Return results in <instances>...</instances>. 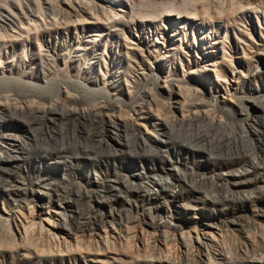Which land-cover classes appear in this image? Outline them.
Returning a JSON list of instances; mask_svg holds the SVG:
<instances>
[{
	"label": "rangeland",
	"instance_id": "1",
	"mask_svg": "<svg viewBox=\"0 0 264 264\" xmlns=\"http://www.w3.org/2000/svg\"><path fill=\"white\" fill-rule=\"evenodd\" d=\"M107 1L0 0V264H264V0Z\"/></svg>",
	"mask_w": 264,
	"mask_h": 264
},
{
	"label": "bare ground",
	"instance_id": "2",
	"mask_svg": "<svg viewBox=\"0 0 264 264\" xmlns=\"http://www.w3.org/2000/svg\"><path fill=\"white\" fill-rule=\"evenodd\" d=\"M117 0H108L107 2L110 4L108 5V7L110 8L109 9V12L110 10H113V17H112V20H115L117 18H120L121 17V11H125V9L123 8V5H119V7L117 8L116 6H118ZM119 10V11H115V9ZM106 12V11H105ZM25 13V12H24ZM111 14V13H110ZM165 14H168V13H165ZM123 15V14H122ZM110 17V15H109ZM181 16L179 15L178 18H180ZM51 18H54V17H51ZM194 18V17H193ZM192 18V19H193ZM55 19V18H54ZM60 19V18H59ZM97 19V18H96ZM197 20V18H195ZM30 20V19H29ZM41 20V19H40ZM44 20V19H43ZM94 20V19H93ZM119 20V19H118ZM31 21V20H30ZM30 21H29V24H30ZM52 21V19H51ZM55 21V20H54ZM98 21V20H97ZM121 21V20H120ZM189 21V20H188ZM32 22V21H31ZM79 22V21H78ZM84 22V21H83ZM94 22V21H93ZM109 22H111L109 20ZM33 23V22H32ZM115 23V22H114ZM22 24V22H21ZM20 24V25H21ZM27 24V23H26ZM64 24V23H63ZM36 25V24H35ZM47 25V24H46ZM52 25V24H51ZM23 26V25H22ZM30 25L26 26L25 25V31H28L30 30L29 28L27 29L26 27H29ZM34 26V25H33ZM14 27V26H13ZM20 27V26H19ZM38 27V26H37ZM36 27V28H37ZM35 28V29H36ZM32 29V28H31ZM34 30V29H33ZM32 31V30H31ZM29 31V32H31ZM18 32V31H17ZM33 32V31H32ZM15 33V32H14ZM25 33V32H23ZM102 33V32H101ZM21 34V33H20ZM29 34V33H28ZM37 34V33H36ZM5 35V34H4ZM10 35V34H9ZM12 35V34H11ZM10 35V36H11ZM13 36V35H12ZM11 36V37H12ZM17 36V35H16ZM15 36V37H16ZM23 36V35H22ZM28 36V35H27ZM19 37V35H18ZM17 38V37H16ZM20 38V37H19ZM13 39V38H12ZM11 39V40H12ZM18 39V38H17ZM21 39V38H20ZM23 39V38H22ZM14 40V39H13ZM19 40V39H18ZM44 107V106H43ZM0 118H4L3 114L1 115V112H3V108L4 107H0ZM24 108V106H23ZM45 108V107H44ZM43 108V109H44ZM47 108V107H46ZM41 110V109H39ZM74 110V109H73ZM64 111V110H62ZM57 108H50L49 110L45 111V115L44 116H53L52 118L53 119H56V115H57ZM65 112V111H64ZM85 113V112H84ZM94 116H97L95 117L94 119H96L95 121H98L100 123L99 125V129H98V133L95 135V136H101V134H105L108 138H110L112 141H116V143L118 142L119 144H126L125 141L123 140V138L121 136H119L117 134V127L119 126L120 122L118 123V121L120 120H114L113 118L109 117V118H103L101 117L100 115H97L98 112L96 111H93L92 112ZM40 114V113H39ZM56 114V115H55ZM5 115V114H4ZM38 115V114H37ZM33 116V115H32ZM40 116V119H41V115ZM43 116V115H42ZM64 117V116H63ZM61 117V118H63ZM71 117V116H70ZM85 117V116H84ZM87 117V116H86ZM39 118V117H38ZM89 118V117H88ZM2 119L0 121H2ZM78 119V117L76 118ZM94 119L92 118V120L94 121ZM5 120V119H4ZM71 120V119H70ZM82 120V118H81ZM85 120V119H84ZM44 121V120H43ZM55 121V120H53ZM68 121V119H67ZM74 121V120H73ZM62 122V121H61ZM66 122V121H65ZM77 122V121H76ZM92 122V121H91ZM68 123V122H67ZM84 123V122H83ZM94 124V122H92ZM58 124V122H57ZM49 125V124H48ZM98 125V124H97ZM50 126V125H49ZM148 128V127H147ZM94 129H97L94 128ZM93 132V131H92ZM102 132V133H100ZM94 133V132H93ZM100 133V134H99ZM153 137H156L155 135ZM147 138V137H146ZM156 141H159L158 138L156 137L155 138ZM147 143V142H146ZM23 144V137L20 135V134H17V133H9V132H6L2 135L1 137V141H0V174L1 175H4V176H8L10 177V173L12 171V167H17L16 165L20 163L21 160H23L25 157H23V153L22 151L19 149ZM114 145V144H113ZM117 147V146H115ZM118 149V148H117ZM24 151V150H23ZM12 178V177H11ZM8 180V178H7ZM13 180V179H12ZM6 182V181H5ZM8 182V181H7ZM7 184L8 188L11 190L13 189L12 187H10V183H4V185ZM14 184V183H13ZM114 185V184H113ZM167 184L164 183V182H161L159 180H155V178H153L151 180V184H150V187L148 186H142V185H139V186H136V185H130L127 187V191L129 190H142V191H147V192H150L151 190H159V189H163ZM111 186V185H110ZM18 187V186H17ZM7 188V187H6ZM8 189V190H9ZM112 189L115 191V190H118L119 188L115 186H112ZM123 191V189H121ZM121 192V191H120ZM42 194L44 195H47L46 192H41ZM106 197V196H105ZM23 215V214H22ZM73 215V214H72ZM84 215V214H83ZM26 216V215H25ZM75 216V215H74ZM20 218V217H19ZM28 218V217H27ZM33 219V217H32ZM32 219H28V221H23L22 220V227L24 228V230L27 231V228L28 226H26V222H31ZM38 221V220H37ZM32 223H35V225L39 226L43 229H46V226H45V223L41 222L40 224L37 223V222H33ZM34 225V226H35ZM56 227H58L60 229L61 232L65 233L64 231H68V233H72V228L70 227L69 223H68V219L65 218V221L63 223H57V224H54ZM38 229V227L36 228ZM50 232L52 231L51 228H49ZM29 231V230H28ZM56 232V231H54ZM53 233V232H52ZM58 233V231H57ZM25 234V233H24ZM26 235V234H25ZM27 236V235H26ZM57 237V236H56ZM59 237V236H58ZM25 239V238H24ZM66 239V237H65ZM63 241V240H61ZM61 241L59 242V244L61 245ZM59 245V247H60ZM58 247V248H59Z\"/></svg>",
	"mask_w": 264,
	"mask_h": 264
},
{
	"label": "built area",
	"instance_id": "3",
	"mask_svg": "<svg viewBox=\"0 0 264 264\" xmlns=\"http://www.w3.org/2000/svg\"><path fill=\"white\" fill-rule=\"evenodd\" d=\"M190 23H184L183 25V27H184V31H186L188 28H191V27H194V26H190L189 25ZM176 25V24H175ZM182 28V27H181ZM193 30H195V29H192V31ZM188 33H190L189 31L188 32H186V35L188 34ZM258 67H260V65L258 64ZM263 69V68H262ZM261 69V67L259 68V71L256 73V76L254 77V78H250V77H243L241 80H239V82H241V81H244V80H247V79H249V81H251V80H254L256 77H258L259 76V72H260V70H262ZM250 70V69H249ZM241 72V71H240ZM244 73H247V71H243L242 70V73H238L237 71H236V73L232 76L233 78V81L235 82V83H239L238 81H236V79H237V74H239L238 76H239V78H241L242 77V74H244ZM248 81V80H247Z\"/></svg>",
	"mask_w": 264,
	"mask_h": 264
}]
</instances>
